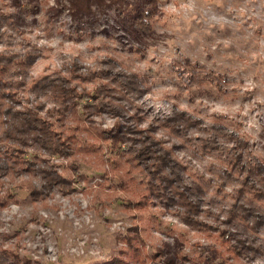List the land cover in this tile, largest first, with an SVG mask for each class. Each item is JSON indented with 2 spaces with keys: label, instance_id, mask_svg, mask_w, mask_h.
Instances as JSON below:
<instances>
[{
  "label": "rangeland",
  "instance_id": "1",
  "mask_svg": "<svg viewBox=\"0 0 264 264\" xmlns=\"http://www.w3.org/2000/svg\"><path fill=\"white\" fill-rule=\"evenodd\" d=\"M144 5L146 0H0V25L6 32L0 50L7 55L30 51L34 57L25 74L12 68L2 79L20 89L23 104L33 98L21 90L25 77L48 71L44 53L54 58L51 68L65 64L70 56H82L109 69L105 65L114 56L138 73L136 80L143 85L124 113H138L139 120L115 119L107 111L92 113L90 124L83 107L93 105L92 100L77 103L76 113L61 119L55 105L45 103L43 114L79 144L70 157H50L28 148L23 159L49 162L38 161L34 171L20 175L1 173L0 250L16 254L19 264H103L118 257L131 264H264V247L239 256L226 250L223 242L230 232L223 217L202 218L198 231L181 222L176 208H165L154 197L149 196L151 203L142 211L132 207L131 199L141 196L122 189L120 175L141 192L150 179L126 158L116 160L120 168L114 165L115 152L99 137L117 122L137 121L146 128L176 106L196 111L207 123L214 115L226 114L264 158V0H159L148 34L131 24L130 12ZM197 64L211 75L227 76L228 92L217 91L213 82L192 79ZM3 146L7 154L14 152L12 144ZM184 151L175 155L178 161L188 157ZM6 153L0 152V164L10 162ZM208 164L203 161L202 166ZM43 169L58 172L64 180L51 184L49 172L40 174ZM215 188L214 181L205 185L206 199ZM234 229L247 244H264L251 230ZM133 249L140 262L134 256L128 259Z\"/></svg>",
  "mask_w": 264,
  "mask_h": 264
},
{
  "label": "trees",
  "instance_id": "2",
  "mask_svg": "<svg viewBox=\"0 0 264 264\" xmlns=\"http://www.w3.org/2000/svg\"><path fill=\"white\" fill-rule=\"evenodd\" d=\"M146 1L147 5L130 12L132 26L143 34L153 30L159 4V0ZM5 35L0 25V39ZM7 53L0 50V152L6 153L5 143L15 148L13 153L5 154L10 162H1L0 175H20L23 170L34 171L33 165L38 161L41 164L49 162L47 158H40L37 162L23 159L28 148H35L50 157H70L79 144L74 135L59 132L51 117L43 114L45 103L55 105L54 110L62 119L66 114L76 113L77 103L92 100L93 105L84 104L83 107L88 110L85 115L90 124L92 113L97 116L107 111L112 112L115 119L140 118L138 113L124 115L130 110L126 108V103L135 101L142 91L143 85L136 80L139 75L114 56H109L105 65L109 69L82 56H70L65 64L57 66L55 63L51 68L54 58L44 53L42 58L50 62L46 68L48 71L37 77H25L26 80L22 81V92L28 90V95L33 97L26 98L31 102L25 105L18 98L20 89L5 84L2 79L12 68L25 74L26 67L32 65L33 54L30 51L21 55ZM197 65L198 72L191 76L192 79L195 76L201 82H213L217 91L228 92L231 80L227 76L211 75L202 71L201 64ZM92 127L96 128L95 125ZM156 134L160 137L155 138ZM99 137L108 142L111 153L115 152L114 165L120 168L121 164L116 160L126 158L133 168L136 167L150 179L146 190L141 192L133 189L126 175L119 174L121 188L134 196H141L129 203L136 210L145 209L151 203L149 196L154 197L165 208H176L181 222L198 231H202L199 230L204 223L202 218L223 217L226 219L222 221L225 230L230 232L223 244L231 255H242L247 249L263 251L264 244L251 246L234 229L243 227L258 235V239H264V158L254 151L250 139L241 132L239 123H230L226 114L214 115L213 120L207 123L196 111L173 106L167 115L150 121L146 128L140 127L137 121L117 122L112 129L102 130ZM183 149L188 157H184L182 162L175 155ZM203 161L209 164L202 166ZM47 172L53 185L64 180L58 172L53 175L51 169L40 170V174ZM206 174L212 175V178H206ZM212 181L216 183L215 192L206 199L208 192L205 185ZM217 230L226 235V231ZM232 240H236L237 244H231ZM136 249L128 252V259L134 256L140 262L141 258L134 255ZM11 253L8 249L0 250V264H19L16 254ZM129 263L118 257L103 264Z\"/></svg>",
  "mask_w": 264,
  "mask_h": 264
}]
</instances>
